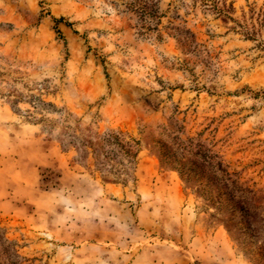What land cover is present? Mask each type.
I'll return each mask as SVG.
<instances>
[{
	"label": "rangeland",
	"instance_id": "rangeland-1",
	"mask_svg": "<svg viewBox=\"0 0 264 264\" xmlns=\"http://www.w3.org/2000/svg\"><path fill=\"white\" fill-rule=\"evenodd\" d=\"M157 7L142 25L136 0H0V229L26 264H264V25L257 41L192 0ZM64 119L135 158L97 166L59 142ZM227 174L253 216L235 228Z\"/></svg>",
	"mask_w": 264,
	"mask_h": 264
},
{
	"label": "trees",
	"instance_id": "trees-1",
	"mask_svg": "<svg viewBox=\"0 0 264 264\" xmlns=\"http://www.w3.org/2000/svg\"><path fill=\"white\" fill-rule=\"evenodd\" d=\"M193 2L198 3L204 10L209 11L215 14L216 17H220L223 21H230L233 23L231 28L232 31L239 33L246 39L257 40L261 35V30L264 25V11L262 13L256 12L251 8L248 14H241L239 19L234 17V8L233 1L227 2V0H192ZM159 0H136L138 5L137 13L140 16L143 24L150 23L155 21L160 17L158 15L157 3ZM141 27H144L142 26ZM174 30L178 33V39L182 40L184 46L187 50L191 51L194 46V34L186 28L175 26ZM258 41V40H257ZM264 50V44H258ZM65 123L59 124L56 126L55 123H51V129L57 127V139L63 145L72 144L76 146L77 149L81 150L82 153L94 154V162L97 166L103 165H113V162L122 164L120 159L125 157L129 160L135 158L137 154V145L138 142L133 138L120 139L117 135L113 133H108L103 136H99L96 133H83L81 136L75 134L74 129L67 123V120L64 119ZM78 126V124H77ZM76 128V127H75ZM76 144V145H75ZM111 145H116L117 149H111ZM197 154V153H196ZM121 156V157H119ZM202 157V155H200ZM120 158V159H118ZM202 158V161L199 163L195 162V168L193 167L192 171H201V167L210 162ZM209 159V157H208ZM123 165V164H122ZM218 169L220 171H225L221 168V163H218ZM191 171V170H190ZM226 174V173H224ZM228 175V174H227ZM219 188L217 189V194L219 196L220 190L229 191L228 195L224 199L217 200V205L223 212V219L226 220V226L234 227V222L243 219L246 223L249 218H253L250 213V209L247 205L250 201L246 200L244 191L236 187V183L233 180H230V175L226 176L220 181H217ZM221 198V197H220ZM244 205V208L242 207ZM230 207V210L227 208ZM0 264H26L25 260L22 259L15 245L12 244L4 236L3 232L0 229Z\"/></svg>",
	"mask_w": 264,
	"mask_h": 264
}]
</instances>
